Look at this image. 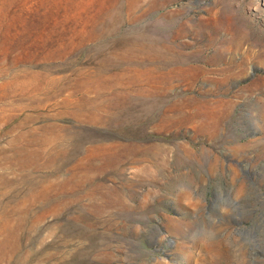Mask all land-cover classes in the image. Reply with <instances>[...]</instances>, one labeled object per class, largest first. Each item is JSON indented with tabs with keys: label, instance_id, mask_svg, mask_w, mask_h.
Segmentation results:
<instances>
[{
	"label": "rangeland",
	"instance_id": "rangeland-1",
	"mask_svg": "<svg viewBox=\"0 0 264 264\" xmlns=\"http://www.w3.org/2000/svg\"><path fill=\"white\" fill-rule=\"evenodd\" d=\"M0 264H264V0H0Z\"/></svg>",
	"mask_w": 264,
	"mask_h": 264
}]
</instances>
